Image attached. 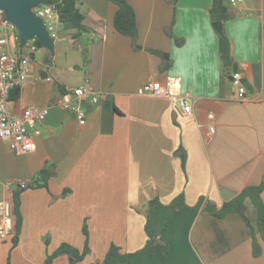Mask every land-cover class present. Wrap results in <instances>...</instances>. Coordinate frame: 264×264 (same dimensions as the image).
<instances>
[{"label":"crops","instance_id":"1","mask_svg":"<svg viewBox=\"0 0 264 264\" xmlns=\"http://www.w3.org/2000/svg\"><path fill=\"white\" fill-rule=\"evenodd\" d=\"M128 2L140 48L114 27V2L79 0L88 30L75 37L78 29L59 24L54 54L38 47L19 95L11 97L14 114L32 106L50 111L34 152L17 155L0 138V200L10 199L14 207L13 192L45 165H54L56 175L47 187L20 193L21 230L15 245V226L0 240V264H44L63 243L82 251L85 225L90 251L80 264L102 263L112 244L135 253L149 239L152 200L151 230L168 243L169 253L115 257L111 264H264V242L257 235L261 253L254 256L252 232L239 213L210 212L225 202L222 186L237 195L264 179V0L237 6L226 0L232 57L253 87L246 85V100L238 98L240 80L229 83L232 68L226 72L221 60L213 0ZM170 74L181 78L192 114H183L171 98L138 93L142 84ZM78 87L101 94L98 103L84 101L83 125L60 104ZM179 196L197 210L169 207ZM261 196L264 201V189ZM246 204L257 214L250 200ZM52 264L71 262L59 255Z\"/></svg>","mask_w":264,"mask_h":264},{"label":"built area","instance_id":"2","mask_svg":"<svg viewBox=\"0 0 264 264\" xmlns=\"http://www.w3.org/2000/svg\"><path fill=\"white\" fill-rule=\"evenodd\" d=\"M237 6L242 0H229ZM35 13L45 23L51 37L58 36L57 24L59 15L54 5H39L34 8ZM36 38L20 42L16 26L0 9V138L9 142L11 149L17 155L29 154L37 149L36 138L41 134L40 125L44 124L49 114V107L39 108L32 106L22 115L14 114L10 109L12 93L20 89L27 80L33 61V54L38 49ZM240 80L241 74H233ZM248 91L245 84L238 82V98L246 100ZM139 94H150L156 97L173 99L183 114H192L193 101L182 92V80L176 75H167L163 80L149 81L140 86ZM101 94L84 87H78L67 93L60 102L62 106L73 111L80 124L86 123L87 110L83 103L89 99L93 103L100 101ZM210 119L209 134L215 132L214 113L208 115ZM25 187L27 182H21ZM13 202L10 199L0 200V240H5L14 231Z\"/></svg>","mask_w":264,"mask_h":264},{"label":"trees","instance_id":"3","mask_svg":"<svg viewBox=\"0 0 264 264\" xmlns=\"http://www.w3.org/2000/svg\"><path fill=\"white\" fill-rule=\"evenodd\" d=\"M42 5L51 4L54 5L57 9L59 15V22L65 29H78L75 37H78L83 32L88 30V27L84 24V13L79 7V0H40ZM118 6V10L114 15V27L121 33L129 35L134 41V47L140 48L137 44L138 38V26L136 19V12L128 0H111ZM211 18L213 21L217 20H226L232 16V11L226 0H213V4L210 10ZM36 44L38 47H44L42 42L36 38ZM183 39L176 38L178 44L183 43ZM220 41V55L221 60L224 65V69L227 72L233 63V57L231 54V39L224 31L219 35ZM19 95V89H16L12 93V97ZM182 151V150H180ZM182 164L185 166L186 155L181 152ZM56 175L55 166L45 165L41 168L35 177L27 183L25 187L21 185L17 190L13 192L14 207L13 213L15 216V227H16V236L14 237V245L17 243L18 235L21 230L22 216L20 214V193L28 187H47L48 181L51 177ZM264 189V179L258 185H248L241 192H239L234 198L229 201H225L220 209H211L210 212L217 217H224L230 212L239 213L245 220L248 227L254 233V227L249 219V206L246 204V200H250L253 206L257 211V227L261 236V239L264 242V201L262 199L261 193ZM156 200L151 201V206L149 209V214L146 222V231L149 236V239L141 250L135 253H122L120 247L112 244L105 255V258L102 263L95 264H111L113 258L117 257L121 261H127L130 257L138 255L139 253H147L153 256L164 257L169 253V245L167 242L162 240L161 237L156 235L151 230V224L154 217L153 206L155 205ZM185 206L192 211H196L195 207H188L185 205L184 198L182 196L177 197L169 207L174 210H179L181 206ZM83 232L87 236L84 249L81 251L78 248L68 244H61L58 249L51 253L44 264H52V261L59 255H67L70 259L71 264H80L84 257L89 253V231L87 225L83 227ZM253 253L254 256H258L261 253V247L254 241L253 243Z\"/></svg>","mask_w":264,"mask_h":264},{"label":"water","instance_id":"4","mask_svg":"<svg viewBox=\"0 0 264 264\" xmlns=\"http://www.w3.org/2000/svg\"><path fill=\"white\" fill-rule=\"evenodd\" d=\"M41 4L40 0H0V9L5 12L7 18L18 29L21 44H24L29 39L38 38L43 46L54 54V39L51 37L43 20L34 11V8ZM225 21L226 20H217L213 22L219 33L224 32ZM232 53L233 50L231 45V54ZM231 68L232 72L228 74L229 83L234 85V82L237 80L234 78L233 74L240 73V83L247 85L249 90H253V87L239 64L233 61ZM47 75L46 73L45 76ZM17 186L18 185H15L13 189L17 188ZM220 193L224 201H229L236 195L235 191L224 186L221 187Z\"/></svg>","mask_w":264,"mask_h":264},{"label":"rangeland","instance_id":"5","mask_svg":"<svg viewBox=\"0 0 264 264\" xmlns=\"http://www.w3.org/2000/svg\"><path fill=\"white\" fill-rule=\"evenodd\" d=\"M60 24V23H59ZM59 24H57V29H58V35H59V29H61V27L59 26ZM207 199H205V198H203V203L204 204H206L207 205V208H209V206L211 205V202L209 201L208 203H206L205 201H206ZM204 204H203V206H204ZM255 208V207H254ZM248 216H249V219H250V221L252 222V225H253V227H254V233L252 232V240H253V243H254V241H256L257 240V235L259 236V238L261 239V236H260V233H259V230H258V227H257V221H256V219H257V214H256V212H254V211H250V208H249V211H248ZM251 230V229H250ZM262 240V239H261ZM257 243L259 244V242H258V240H257ZM254 254V253H253Z\"/></svg>","mask_w":264,"mask_h":264}]
</instances>
